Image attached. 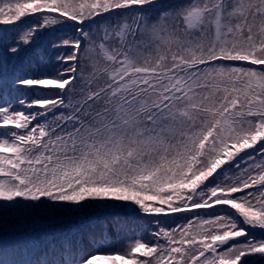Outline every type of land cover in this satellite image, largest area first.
I'll return each mask as SVG.
<instances>
[{
    "label": "snow or ice",
    "instance_id": "obj_1",
    "mask_svg": "<svg viewBox=\"0 0 264 264\" xmlns=\"http://www.w3.org/2000/svg\"><path fill=\"white\" fill-rule=\"evenodd\" d=\"M0 264H264V0H0Z\"/></svg>",
    "mask_w": 264,
    "mask_h": 264
},
{
    "label": "trees",
    "instance_id": "obj_2",
    "mask_svg": "<svg viewBox=\"0 0 264 264\" xmlns=\"http://www.w3.org/2000/svg\"><path fill=\"white\" fill-rule=\"evenodd\" d=\"M30 21H32V18H30L29 21H26V23H29ZM108 222H109L110 229L113 232V236L116 238V233L112 229V220H111V217L108 218ZM140 224H143V222H139V224L136 223V222H133L132 227L133 228H136L137 231H140L141 230L140 227H139ZM67 227H68V225L66 223H54V224L51 225L50 228H48V229L46 228V232H53L55 230H62V229H65ZM144 227L147 228L148 226L147 225H144ZM143 234H144L145 238H147V232L144 231ZM135 235H136V232L135 231H131V232H123L122 231L119 234V239L121 241H124V240H128L130 237H133Z\"/></svg>",
    "mask_w": 264,
    "mask_h": 264
}]
</instances>
